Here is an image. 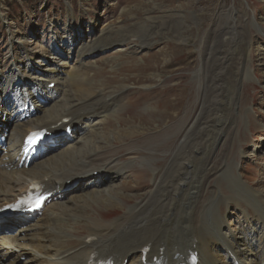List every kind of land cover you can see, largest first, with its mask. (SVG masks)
I'll use <instances>...</instances> for the list:
<instances>
[{"label":"rangeland","instance_id":"1","mask_svg":"<svg viewBox=\"0 0 264 264\" xmlns=\"http://www.w3.org/2000/svg\"><path fill=\"white\" fill-rule=\"evenodd\" d=\"M144 32L149 34L148 40L141 45L137 35ZM227 48L234 51V57L219 76L225 93L221 102L210 101L211 83L219 74H212V54L216 50L220 68V52L225 53ZM24 58L27 68L33 65L36 70L22 65L26 63ZM17 65L21 66L16 68ZM12 73L14 89L18 76L27 82L35 74L48 78L42 81V87L54 78L51 76L58 77V100L46 112L40 107L38 112L44 114L34 117L38 120L63 112L72 104V92L83 97L69 88L68 81L74 73L79 81L84 79L86 89L104 90L105 96L107 92H120L114 95L119 102L105 116L82 120L84 133L75 135L74 144L68 138L59 140L71 141L77 153L97 150L101 155L97 161L123 167L119 174L107 171L99 178L90 175L78 179L75 192L58 201L70 209L47 211L52 222L60 223L66 232L72 222H78L74 227L78 232L91 225L88 219L100 218L97 214L103 211V205L94 195L110 185L121 187L123 195L120 199L103 193L104 204L123 201L125 205L103 214L99 221L105 225L122 219L130 207L144 202L148 192L155 190V182L158 184L171 172L169 166L193 131L203 107L208 112L213 110L209 115L220 123L217 126L216 121L214 129L218 138L202 131L195 141L206 136L208 145L193 147L185 154L188 159L193 155L209 157L211 177L201 188L204 192L198 190L196 194L198 208L207 204L216 187L220 186L225 196L231 195L235 188L226 173L232 170L240 173L238 178L253 191H264V0H0V92ZM40 77L35 75L33 80ZM122 87H127L124 93ZM104 95L101 96L105 98ZM13 123L15 132L10 131L9 141L19 136V122L13 118ZM18 140L20 137L12 142L11 149L0 147V161L5 153L14 151ZM56 148H51L47 156L55 152L60 156L64 147ZM41 163L38 161L32 169L41 168ZM229 166L231 169H227ZM82 195L87 197L83 201L79 198ZM13 219L9 220L11 225L15 223ZM255 219L254 213L243 214L233 207L228 210L227 227L235 232L241 230L240 241H253L254 237L258 241L263 238L264 224ZM250 222L258 225L254 235L246 231ZM39 225L38 222L36 226ZM40 230L34 227L22 233L27 235L23 244L29 243V247L17 248L12 255L30 256L29 241L41 235ZM187 239L183 241L186 244L190 241Z\"/></svg>","mask_w":264,"mask_h":264},{"label":"bare ground","instance_id":"2","mask_svg":"<svg viewBox=\"0 0 264 264\" xmlns=\"http://www.w3.org/2000/svg\"><path fill=\"white\" fill-rule=\"evenodd\" d=\"M145 33L137 35V40H140L141 45L146 44L143 42L144 39L148 40L146 35L149 34ZM237 46L235 45V48ZM215 52L216 50L212 54V74H219L215 75V78L213 77L210 101L221 102L225 91L219 76L222 72L225 73L223 70L230 64L229 61H232L230 58L233 59L234 51L227 48L224 51L225 53L220 52L223 58L219 60L220 68L217 65L218 59L216 56L218 55ZM55 72H59V70L56 69ZM76 76L75 73L70 76L69 88L76 89L74 91H78L77 94L80 93L83 97L78 98L72 92L70 96L71 105L65 107L64 110L62 108L63 112H54L41 120L34 117L25 121L17 119L19 123L16 127V133L21 141H18L20 143L17 142L12 153H5L0 161V208L13 203L31 185H40L44 191L54 193L50 202L52 203L54 200V203L50 208H47L50 203L46 205L44 211L41 212V217L35 224L21 226L20 230L18 229V234L16 232V236L8 235L0 238V249L6 252L0 254V264H20L25 260H28L25 264H264V230L261 232L262 239L256 241L257 238L254 237L253 241L246 242L245 240L240 241L238 237L240 229L235 232L227 227L228 210L233 207L239 208L243 214L254 213L256 222L264 224V191L259 193L253 191L252 188L245 185L242 179H239L241 178L240 173L232 170L230 173L225 172L231 178V184L235 188L231 195L229 197L225 196L221 187H216L212 191L207 204L198 208L196 194L199 193L198 190L204 192L201 188L205 186L207 179L211 177L212 170L209 169V157L205 159L202 157L203 155L201 157L193 155L188 159L185 154L199 146H207L206 136H202L201 140L195 141V139L204 131L207 132V136L209 134L212 137H217L218 135L215 134L214 129L220 123L213 115H209V112L213 110L208 112V109L204 107V111L202 110L197 118L193 131L187 136L185 143L181 145L178 151L180 153L177 154V157L169 166L171 172L166 173L167 175L158 184L155 182L154 185H157L155 190L148 192L144 202L130 207L128 213L122 219L108 225L102 223L103 221H99L100 218H103V214L125 205L123 201L122 204H104V196L106 195H102L103 193L109 192L108 197L110 194V196H116L120 199L123 195L120 192L121 187L110 185L108 189L102 192L98 191L94 195L96 200L102 203L103 211L97 214L100 217H97L99 219H88L91 225L84 227L83 231L74 232L76 229L74 227L78 222H72L69 225L68 229L70 231L73 229L72 232L74 233L72 234L70 231L66 232L64 228L59 227L60 223L52 222L47 214L48 210L67 211L70 209L69 206L65 207L63 202L58 203L59 200L65 199L69 194L63 193L65 188L72 186L75 181L86 176L91 175L95 179L107 171H113L114 174L123 171L122 166L113 165L105 160L97 161L101 155H98L97 150L91 149V147H89L91 150L77 153L71 141H63L65 145L60 156L57 152L49 157L46 154L42 159L43 163L39 165L41 168L18 167V161L15 160L16 149L30 129L55 126L52 130H61L65 119L69 120L65 125L76 127L77 124L79 125L82 120L88 117L106 115L111 111L112 106L119 102L118 97L114 95H118L120 92L116 90L112 93L107 92L108 95L105 96L103 94L104 90L92 91L91 88L86 89L88 86L84 79L83 82L79 81V79H76L78 76ZM126 89L127 87H122L121 93L125 92ZM101 95H104L105 98ZM232 101L233 99H230L229 102ZM216 121L217 126H215ZM221 130L218 131V134L221 133ZM203 137H205L204 140H202ZM61 138L59 137V140ZM192 140L195 143L191 144ZM184 148L185 151H183ZM202 150V148L197 149L200 152ZM174 164L175 166L171 167ZM227 169H231V166ZM79 198L83 201L87 197L82 195ZM72 201L77 204L75 199ZM74 208L76 209V207ZM81 217L83 218V216ZM18 219L13 220L16 222ZM38 222L41 225L36 226ZM34 227L41 229V235L36 236V239L28 240L32 244L30 246L31 255H19L17 257L12 255V252L17 248L25 249L29 247V243L28 245L23 244L27 235L23 236L22 233ZM37 230L39 231V229ZM37 230L35 229V232L39 233ZM256 230H258V225H254L252 222L248 223L246 231L250 235H254ZM185 238H189L187 239L190 240L188 244L183 242Z\"/></svg>","mask_w":264,"mask_h":264}]
</instances>
